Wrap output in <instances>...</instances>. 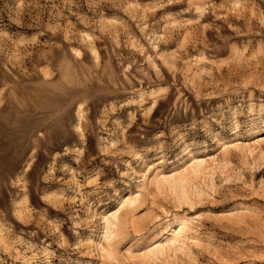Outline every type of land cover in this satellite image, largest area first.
<instances>
[{"label":"rangeland","instance_id":"obj_1","mask_svg":"<svg viewBox=\"0 0 264 264\" xmlns=\"http://www.w3.org/2000/svg\"><path fill=\"white\" fill-rule=\"evenodd\" d=\"M0 264H264V0H0Z\"/></svg>","mask_w":264,"mask_h":264}]
</instances>
